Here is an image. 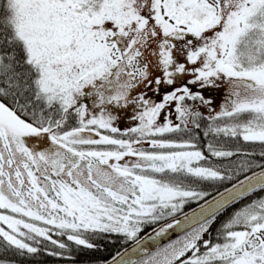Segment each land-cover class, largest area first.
Segmentation results:
<instances>
[{"label":"snow or ice","instance_id":"1","mask_svg":"<svg viewBox=\"0 0 264 264\" xmlns=\"http://www.w3.org/2000/svg\"><path fill=\"white\" fill-rule=\"evenodd\" d=\"M108 246L264 264V0H0V264Z\"/></svg>","mask_w":264,"mask_h":264},{"label":"trees","instance_id":"2","mask_svg":"<svg viewBox=\"0 0 264 264\" xmlns=\"http://www.w3.org/2000/svg\"><path fill=\"white\" fill-rule=\"evenodd\" d=\"M195 206L196 205H191L186 210L189 211ZM113 251H114V248L112 246H108L107 250L102 254L101 253H91V252L85 251L79 255L78 259L80 260L81 264H89L91 260H95L97 257L107 258L108 256L112 254ZM12 259L18 260L19 258L12 257ZM19 264H59V262L56 260H53L51 257L42 256V257L36 258V260H32V259L20 260Z\"/></svg>","mask_w":264,"mask_h":264},{"label":"flooded vegetation","instance_id":"3","mask_svg":"<svg viewBox=\"0 0 264 264\" xmlns=\"http://www.w3.org/2000/svg\"><path fill=\"white\" fill-rule=\"evenodd\" d=\"M206 94L213 96L215 102H217V103L221 102V97H220V93L219 92H208ZM120 127L121 128H125V127H127V124L124 121H121L120 122Z\"/></svg>","mask_w":264,"mask_h":264},{"label":"rangeland","instance_id":"4","mask_svg":"<svg viewBox=\"0 0 264 264\" xmlns=\"http://www.w3.org/2000/svg\"><path fill=\"white\" fill-rule=\"evenodd\" d=\"M189 211H191V210H189Z\"/></svg>","mask_w":264,"mask_h":264}]
</instances>
